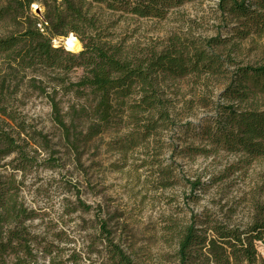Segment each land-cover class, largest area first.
<instances>
[{
  "label": "rangeland",
  "instance_id": "374dc122",
  "mask_svg": "<svg viewBox=\"0 0 264 264\" xmlns=\"http://www.w3.org/2000/svg\"><path fill=\"white\" fill-rule=\"evenodd\" d=\"M76 1L93 24H79L80 29L127 52L139 53L147 48L159 51L171 38L199 41L203 46L208 38L219 36L226 40L213 48L224 60L218 74H189L182 78L159 74L160 90L169 99L170 125L125 149L117 147L116 141L131 131L108 130L80 149L79 163L58 145L59 130L52 120L48 98L35 89V80L31 82L36 75L28 70L10 73V63L0 53V76L8 74L3 89L6 109L16 116L15 121L4 116L0 120L11 126L21 121L28 132H41L49 140L46 152L60 158V167L40 166L24 180L25 202L41 215L32 223L36 231L41 233L48 226L53 231L66 230L71 242L48 238L59 248L75 246L80 253L78 264H111L103 245L96 241L98 216L110 220L116 241L133 264H177L178 234L191 214L208 211L215 218L230 216L232 221L246 222L252 213L251 201L264 199V158L248 161L242 152L217 149L203 133L199 134L204 125H211L219 105L243 108L252 104L264 108L263 97L238 101L226 91L237 68L264 64V35L234 37L232 28L237 23H228L220 14L219 0H185L170 8L162 19L112 10L96 0ZM46 12L43 2L36 0L30 5L29 14L0 20V38L22 31L34 19L43 21ZM82 31L51 37V44L65 52L78 53L80 50L68 51L63 40L72 34L80 42ZM81 72L78 69L71 73V79ZM56 100L65 112L74 98L72 93L59 91ZM190 182L198 183L197 187ZM67 185L80 191L79 198L92 206L90 211L60 217L62 198L67 197L72 203L76 199L75 195L64 193L62 186ZM70 252L64 250L57 257L66 259ZM258 254L264 261L263 247H258ZM48 258L39 254L38 263L43 264Z\"/></svg>",
  "mask_w": 264,
  "mask_h": 264
},
{
  "label": "trees",
  "instance_id": "16d2710c",
  "mask_svg": "<svg viewBox=\"0 0 264 264\" xmlns=\"http://www.w3.org/2000/svg\"><path fill=\"white\" fill-rule=\"evenodd\" d=\"M34 1L0 0V20L29 14ZM41 1L47 9L44 20L34 19L22 31L0 38V53L10 63V73L28 70L36 75L31 82L35 80L38 83H34L35 89L48 98L52 120L59 130L58 145L78 163L80 149L108 130L131 131L116 141L117 147L125 149L171 124L169 99L160 90L159 74L182 78L222 71L224 60L213 52L214 47L226 41L219 36L205 39L204 46L199 41L171 38L159 51L147 48L139 53L127 52L80 29L79 24L83 27L93 24L76 0ZM96 1L141 18L162 19L170 8L185 0ZM217 7L228 23H237L232 28L234 37L264 35V0H219ZM80 31L82 49L78 53L65 52L51 44V37ZM78 69L82 72L71 79L70 74ZM235 74L226 87L230 97L238 101L264 98V64L242 66ZM6 75L0 76V116L15 121L16 116L5 105ZM59 91L72 93L74 98L65 112L56 100ZM216 111L211 125H204L199 134L203 133L217 149L242 152L248 161L264 158V108L227 104L219 105ZM48 145V138L41 132H28L23 122L11 126L0 120V264H39V254L49 257L43 264H78L80 253L75 246L59 248L53 244V240L72 241L66 230L53 231L48 226L38 233L32 223L41 215L37 208L26 204L22 195L28 174L40 166L60 167V158L46 152ZM190 185L196 188L198 183ZM62 189L76 199L72 203L67 197L62 198L60 217L91 210L92 206L79 198V190H71L68 185ZM251 210L246 222L232 221L230 216L215 218L208 211L191 214L178 234L177 264H264L258 254V247L264 248V199H253ZM109 221L97 216L96 241L103 245L111 264H133L116 241V232ZM64 250L71 251L68 257L58 258V253Z\"/></svg>",
  "mask_w": 264,
  "mask_h": 264
},
{
  "label": "bare ground",
  "instance_id": "6f19581e",
  "mask_svg": "<svg viewBox=\"0 0 264 264\" xmlns=\"http://www.w3.org/2000/svg\"><path fill=\"white\" fill-rule=\"evenodd\" d=\"M64 46L68 51L78 52L81 50V44L72 34L63 40Z\"/></svg>",
  "mask_w": 264,
  "mask_h": 264
},
{
  "label": "water",
  "instance_id": "95a60500",
  "mask_svg": "<svg viewBox=\"0 0 264 264\" xmlns=\"http://www.w3.org/2000/svg\"><path fill=\"white\" fill-rule=\"evenodd\" d=\"M71 35V34H70Z\"/></svg>",
  "mask_w": 264,
  "mask_h": 264
}]
</instances>
